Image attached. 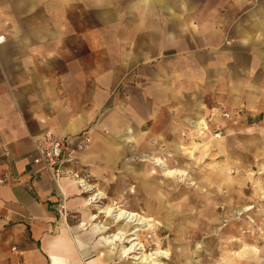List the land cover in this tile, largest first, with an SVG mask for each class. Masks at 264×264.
Instances as JSON below:
<instances>
[{
  "label": "crops",
  "instance_id": "0c3cea01",
  "mask_svg": "<svg viewBox=\"0 0 264 264\" xmlns=\"http://www.w3.org/2000/svg\"><path fill=\"white\" fill-rule=\"evenodd\" d=\"M0 36V264H116L100 253L99 242L111 251L102 230L83 225L80 181L57 187L33 163L35 142L52 132L73 146L101 108L103 78L110 92L124 76L223 83L264 69V0H17L0 4ZM117 118L126 126L117 112L100 126ZM128 132L125 141L135 140ZM94 147L81 164L97 161ZM118 156L109 151L103 162ZM125 171L138 181V170ZM154 179L156 204L145 206L158 214ZM262 256L239 264H264Z\"/></svg>",
  "mask_w": 264,
  "mask_h": 264
},
{
  "label": "rangeland",
  "instance_id": "374dc122",
  "mask_svg": "<svg viewBox=\"0 0 264 264\" xmlns=\"http://www.w3.org/2000/svg\"><path fill=\"white\" fill-rule=\"evenodd\" d=\"M51 1L57 0H46ZM254 74L223 83L218 77L131 75L118 77L110 92V78H103L107 94L101 108L76 137L87 136L90 142L74 154L75 171L84 182L79 189L90 203L84 211H111L94 222L83 211L82 222L109 228L100 238L113 252L102 247L114 255L113 263L140 264L132 259L139 251L123 253L130 244L113 240L126 227L125 221L112 219L121 211L144 220L129 229H141L138 241L145 255L165 253L157 259L160 264H239L252 262L255 254L264 258V69L255 66ZM115 112L127 127L119 118L111 119L110 130L101 127ZM122 126L120 133L115 131ZM129 129L136 139L125 141ZM93 146L97 161L81 164L78 155ZM109 151L119 154L114 166L103 162ZM130 167L138 170V181L126 173ZM148 175L160 184L158 214L145 206L156 204ZM97 193L104 198L90 200Z\"/></svg>",
  "mask_w": 264,
  "mask_h": 264
},
{
  "label": "built area",
  "instance_id": "2783aa9c",
  "mask_svg": "<svg viewBox=\"0 0 264 264\" xmlns=\"http://www.w3.org/2000/svg\"><path fill=\"white\" fill-rule=\"evenodd\" d=\"M4 40V36H0V43ZM90 139L87 136H80L76 141L73 150H68L66 139L56 136L52 132H47L42 138L34 144L35 158L33 163L45 169L53 182L60 187L62 179L67 180H83L79 179L78 173L75 171L76 156L75 152L82 151L88 144ZM78 187L80 183H77Z\"/></svg>",
  "mask_w": 264,
  "mask_h": 264
},
{
  "label": "bare ground",
  "instance_id": "6f19581e",
  "mask_svg": "<svg viewBox=\"0 0 264 264\" xmlns=\"http://www.w3.org/2000/svg\"><path fill=\"white\" fill-rule=\"evenodd\" d=\"M128 136V135H127ZM72 181H80V185L81 186H84V182L81 181V180H72ZM79 183V182H77ZM76 183V184H77ZM104 198V196H102L101 193H97V194H94L93 196L90 197V200H96V199H101V198ZM90 203H87V205H89ZM248 209V208H247ZM111 211H99L96 215H89V213H86L87 214V219L88 221H96L101 214H104V215H108ZM98 215V216H97ZM113 219V222H120V221H125V229H120L118 231V233L116 234H113L112 237H113V240L114 241H119V242H122V243H127V244H130V247H123L122 251L123 253H134V251H139L138 253H136L137 255L132 258V259H136V260H140V264H160L159 262H157V259L158 258H165L164 257V252L162 251H156L154 252L153 254H151L150 256L149 255H145L144 253H142V246H141V242H139V238H138V232L141 231V229L135 227L134 229L130 228L129 229V226L132 224V226H141L143 224V221L142 219L137 218V214H131V213H128L126 211H121L120 213L114 215L112 217ZM142 220V221H141ZM137 221V222H136ZM141 221V222H140ZM134 224V225H133ZM83 225H87L86 223H84ZM97 231L98 230H109L108 227H106L105 224H102L101 222L100 223H96L93 225ZM137 240V242H136ZM98 246L101 250V254H102V257L103 258H110L111 255L107 254L104 250H103V244L102 243H98Z\"/></svg>",
  "mask_w": 264,
  "mask_h": 264
}]
</instances>
